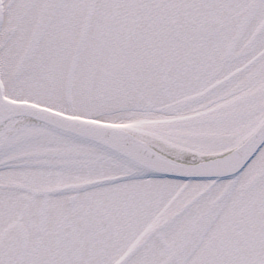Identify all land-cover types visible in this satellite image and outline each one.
Here are the masks:
<instances>
[{
    "label": "snow or ice",
    "instance_id": "1",
    "mask_svg": "<svg viewBox=\"0 0 264 264\" xmlns=\"http://www.w3.org/2000/svg\"><path fill=\"white\" fill-rule=\"evenodd\" d=\"M0 264H264V0H0Z\"/></svg>",
    "mask_w": 264,
    "mask_h": 264
}]
</instances>
